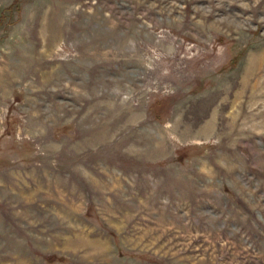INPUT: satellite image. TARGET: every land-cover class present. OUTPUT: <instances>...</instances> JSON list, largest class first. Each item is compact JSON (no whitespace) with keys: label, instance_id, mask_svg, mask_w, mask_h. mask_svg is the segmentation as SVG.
Here are the masks:
<instances>
[{"label":"rangeland","instance_id":"1","mask_svg":"<svg viewBox=\"0 0 264 264\" xmlns=\"http://www.w3.org/2000/svg\"><path fill=\"white\" fill-rule=\"evenodd\" d=\"M0 264H264V0H0Z\"/></svg>","mask_w":264,"mask_h":264}]
</instances>
